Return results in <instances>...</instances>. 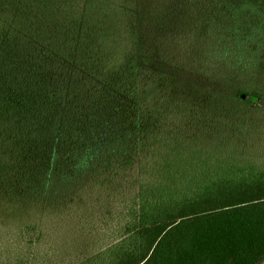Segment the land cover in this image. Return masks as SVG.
<instances>
[{
	"label": "trees",
	"instance_id": "1",
	"mask_svg": "<svg viewBox=\"0 0 264 264\" xmlns=\"http://www.w3.org/2000/svg\"><path fill=\"white\" fill-rule=\"evenodd\" d=\"M238 25L264 0H0V264L264 263Z\"/></svg>",
	"mask_w": 264,
	"mask_h": 264
},
{
	"label": "rangeland",
	"instance_id": "2",
	"mask_svg": "<svg viewBox=\"0 0 264 264\" xmlns=\"http://www.w3.org/2000/svg\"><path fill=\"white\" fill-rule=\"evenodd\" d=\"M257 26L256 25H238L237 28V33L238 36L242 39V42L244 44H250L253 43L254 41L257 42L255 43V45H257L259 48H264V40L259 41L258 37H256V34H254V31L256 30ZM260 34H264V31H260ZM257 36H260L257 33ZM169 84H166V87ZM200 96V93L199 95ZM235 106V105H234ZM234 110L236 111V115H241L242 120L245 122V124L249 126H254V127H259L260 129H257L256 132L257 135H260L261 137L257 138L256 137V133L252 136V138L254 139L253 143L255 145H261L264 146V105H262L260 108H252L249 109L247 107H243L240 110L238 109V107H233ZM251 130L254 131L253 128H250ZM261 152L259 153V155H263L264 156V149L258 151ZM9 238L6 235V230L3 227V224L0 223V254L3 252H7V248L10 250L11 248L9 247V245L7 246V240ZM92 243V242H90ZM13 249V248H12ZM2 255H0L1 257ZM4 259V258H3ZM264 264V263H262Z\"/></svg>",
	"mask_w": 264,
	"mask_h": 264
}]
</instances>
